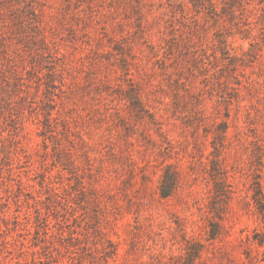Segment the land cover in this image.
Masks as SVG:
<instances>
[{
    "label": "rangeland",
    "instance_id": "1",
    "mask_svg": "<svg viewBox=\"0 0 264 264\" xmlns=\"http://www.w3.org/2000/svg\"><path fill=\"white\" fill-rule=\"evenodd\" d=\"M0 264H264V0H0Z\"/></svg>",
    "mask_w": 264,
    "mask_h": 264
}]
</instances>
